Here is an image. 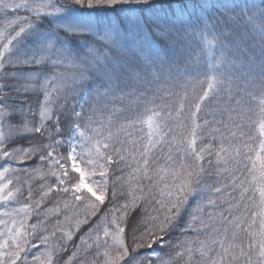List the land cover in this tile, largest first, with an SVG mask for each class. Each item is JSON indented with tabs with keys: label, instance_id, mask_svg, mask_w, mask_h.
<instances>
[{
	"label": "snow or ice",
	"instance_id": "6c2138e0",
	"mask_svg": "<svg viewBox=\"0 0 264 264\" xmlns=\"http://www.w3.org/2000/svg\"><path fill=\"white\" fill-rule=\"evenodd\" d=\"M0 264H264V0H0Z\"/></svg>",
	"mask_w": 264,
	"mask_h": 264
},
{
	"label": "trees",
	"instance_id": "16d2710c",
	"mask_svg": "<svg viewBox=\"0 0 264 264\" xmlns=\"http://www.w3.org/2000/svg\"><path fill=\"white\" fill-rule=\"evenodd\" d=\"M182 2V0H153V3H159V4H176V3H180ZM24 13H21V15H23ZM232 39L237 41L238 43L241 42L244 39V32L243 30L240 29H236L234 30V35L232 36ZM200 48V44L197 40H193L191 42V44L188 46V53H190L191 55V61L189 62V71L191 72L192 76L195 77L197 75V72H205L207 71V64H206V58L201 57V59L199 60V62H197V53L199 51ZM185 63V61L182 59L181 60V65L183 66V64ZM34 70H39V69H34ZM45 71H47L45 69ZM32 102L34 103V98H32ZM210 119V117H209ZM61 121H62V127H64V131H67V128L65 125H63V117H61ZM115 167V166H114ZM117 175H119L120 173L117 172ZM26 175V174H24ZM51 180V178H50ZM40 181L38 180H34L32 181V185H33V191L37 192L38 189V185H39ZM48 205L45 204V207H47ZM36 218L34 217L33 220H35ZM43 247V246H41ZM33 251H36L35 249ZM66 255V254H65Z\"/></svg>",
	"mask_w": 264,
	"mask_h": 264
}]
</instances>
